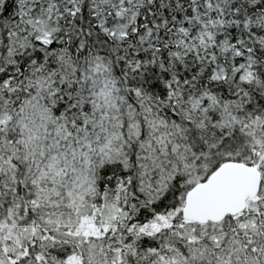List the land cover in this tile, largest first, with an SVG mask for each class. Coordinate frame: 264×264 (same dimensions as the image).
<instances>
[{"label": "snow or ice", "instance_id": "snow-or-ice-1", "mask_svg": "<svg viewBox=\"0 0 264 264\" xmlns=\"http://www.w3.org/2000/svg\"><path fill=\"white\" fill-rule=\"evenodd\" d=\"M0 264H264V0H0Z\"/></svg>", "mask_w": 264, "mask_h": 264}]
</instances>
